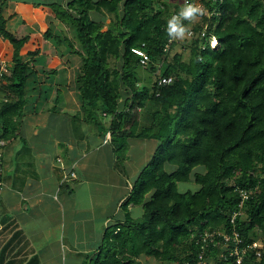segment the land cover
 Here are the masks:
<instances>
[{
  "label": "trees",
  "instance_id": "trees-1",
  "mask_svg": "<svg viewBox=\"0 0 264 264\" xmlns=\"http://www.w3.org/2000/svg\"><path fill=\"white\" fill-rule=\"evenodd\" d=\"M202 1L211 14L206 12L191 25L182 21L194 30L189 58L176 53L172 60L170 50H165L170 39L166 28L183 7L179 3L70 0L67 8L56 7L57 17L72 28L78 41L63 29H48L46 35L80 57L76 82L86 119L111 133L114 166L128 174L130 138L158 142L122 205L125 220L106 229L83 264H143V255L185 264L199 249V233L232 230L242 188L251 193L235 227L247 243L264 235V0ZM109 15L111 22L104 29ZM6 23L0 9V37L12 44L11 74L4 86L9 98L0 102V131L10 137L19 128L27 79L34 70L21 54L29 36L17 37ZM212 34L219 41L216 47L209 42ZM134 46L147 50L151 56L147 67L159 72L150 84L141 82L143 66ZM161 76H172V81L159 83ZM102 115L109 118L107 126ZM192 181L199 185L197 190L179 189L180 182ZM130 204H142L143 215L133 217L127 211ZM218 252L219 247L212 246L209 255L217 264H229ZM21 254L15 252L5 264H40L37 253L29 259ZM246 264H264V245L260 256L249 251Z\"/></svg>",
  "mask_w": 264,
  "mask_h": 264
},
{
  "label": "crops",
  "instance_id": "crops-1",
  "mask_svg": "<svg viewBox=\"0 0 264 264\" xmlns=\"http://www.w3.org/2000/svg\"><path fill=\"white\" fill-rule=\"evenodd\" d=\"M69 1L0 0L8 30L19 38L29 36L21 54L34 70L27 79L19 128L3 149L0 252L10 244L0 264L17 251L28 259L37 253L40 264H83L106 229L125 220L122 205L158 144L154 138H130L128 174L114 166L111 136L86 119L76 82L80 57L61 50L46 35L48 29L69 28L56 15V7L67 8ZM2 46L11 58L12 44L0 37ZM36 49L39 53L31 55ZM101 119L107 126L109 118ZM63 167L75 170L77 178L62 182ZM127 211L133 217L144 212L142 204H130ZM68 253L73 254L72 262Z\"/></svg>",
  "mask_w": 264,
  "mask_h": 264
},
{
  "label": "built area",
  "instance_id": "built-area-1",
  "mask_svg": "<svg viewBox=\"0 0 264 264\" xmlns=\"http://www.w3.org/2000/svg\"><path fill=\"white\" fill-rule=\"evenodd\" d=\"M185 3H193L201 5L208 14H211V10L205 1L202 0H183V6ZM176 12L174 15L178 14ZM194 30L188 28V37L193 36ZM203 37L206 36V30L201 32ZM176 39H169L165 45V50L171 49L172 42ZM209 42L212 47L218 45L217 37L212 34L209 38ZM132 51L140 56V63L142 66L147 67L151 61V56L143 46H134ZM12 62L5 54H0V100H7V96L4 94V86L8 82V76L11 74ZM172 76H161L159 78V83L171 82ZM108 138H110L111 133H107ZM8 142V137L3 136L0 131V189L3 186V172H4V153L3 149ZM62 182H68L72 179L77 178V173L73 169L63 167ZM250 191L247 188L240 189L241 200L239 203V209L235 211L231 217V222L234 224L231 231L223 229H212L205 230L198 234L196 239V247L199 248L196 251H192V260H187L185 264H217L213 257H210L209 251H211L212 246L219 247V252L217 253L220 260L226 261V263L231 264H246V257L250 250H255L257 256L262 253V248L264 245V235L259 236L252 242H245L241 232L236 229V217L238 214L242 213L244 204L250 196ZM174 264H180L179 261Z\"/></svg>",
  "mask_w": 264,
  "mask_h": 264
},
{
  "label": "rangeland",
  "instance_id": "rangeland-1",
  "mask_svg": "<svg viewBox=\"0 0 264 264\" xmlns=\"http://www.w3.org/2000/svg\"><path fill=\"white\" fill-rule=\"evenodd\" d=\"M175 3H179L180 5H183V0H171ZM99 16V15H98ZM110 15L106 17L105 19V24H104V28L106 26H108L110 24ZM193 23H190L189 22V25H191ZM69 26V25H68ZM188 28V26H187ZM65 32L68 36H70L71 38H73L75 41H78L76 38H74V32L72 30V28L69 26V28L65 29ZM190 37H188L187 33H186V36L184 39H176V44L170 49V51L168 52V58L169 60H172L173 59V56L176 54V53H182L183 54V58L184 59H188L189 56H190ZM1 49L4 48V50L2 51L3 54L6 53L5 57H8L10 58V55H9V49L5 47H0ZM61 50H66V47L65 45H61L60 46ZM11 59V58H10ZM139 74H140V79H141V82L142 83H146V84H150L151 81L155 80L157 75L159 74V72H153L151 71V69L149 67H140L139 69ZM10 138V137H9ZM173 168L172 165L168 164L167 165V169L168 170H171ZM198 184L194 183L193 181L192 182H180L179 183V189L181 191H186V190H197L198 189ZM111 228H113L111 226ZM67 239H69V236L67 237ZM66 239V240H67ZM52 241L55 240V237L51 238ZM102 242V241H101ZM66 253V252H64ZM70 255V256H69ZM72 253H68L67 256H69V261L72 262ZM142 261H143V264H173L171 262H161V261H158L156 258L152 257V256H147V255H143L142 256Z\"/></svg>",
  "mask_w": 264,
  "mask_h": 264
},
{
  "label": "clouds",
  "instance_id": "clouds-1",
  "mask_svg": "<svg viewBox=\"0 0 264 264\" xmlns=\"http://www.w3.org/2000/svg\"><path fill=\"white\" fill-rule=\"evenodd\" d=\"M206 10L199 4L185 3L179 13L173 15L167 22L166 32L170 39H184L188 31L182 21L187 20L195 23L196 20L205 15Z\"/></svg>",
  "mask_w": 264,
  "mask_h": 264
}]
</instances>
